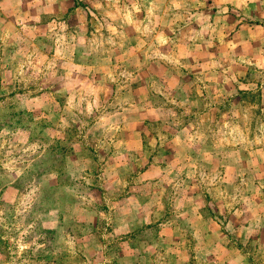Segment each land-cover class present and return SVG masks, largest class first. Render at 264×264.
Instances as JSON below:
<instances>
[{
    "label": "rangeland",
    "instance_id": "obj_1",
    "mask_svg": "<svg viewBox=\"0 0 264 264\" xmlns=\"http://www.w3.org/2000/svg\"><path fill=\"white\" fill-rule=\"evenodd\" d=\"M0 264H264V0H0Z\"/></svg>",
    "mask_w": 264,
    "mask_h": 264
}]
</instances>
